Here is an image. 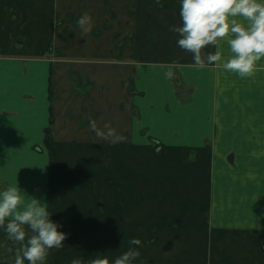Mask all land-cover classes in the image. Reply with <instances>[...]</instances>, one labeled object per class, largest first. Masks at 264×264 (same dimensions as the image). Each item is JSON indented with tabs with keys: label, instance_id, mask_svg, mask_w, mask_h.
Instances as JSON below:
<instances>
[{
	"label": "crops",
	"instance_id": "crops-1",
	"mask_svg": "<svg viewBox=\"0 0 264 264\" xmlns=\"http://www.w3.org/2000/svg\"><path fill=\"white\" fill-rule=\"evenodd\" d=\"M180 7L0 0V187L18 181L68 233L47 264L134 236L137 264H264V58L248 77L197 65L170 30ZM15 247L0 232L5 264Z\"/></svg>",
	"mask_w": 264,
	"mask_h": 264
},
{
	"label": "clouds",
	"instance_id": "clouds-1",
	"mask_svg": "<svg viewBox=\"0 0 264 264\" xmlns=\"http://www.w3.org/2000/svg\"><path fill=\"white\" fill-rule=\"evenodd\" d=\"M182 23L170 26L178 33V45L193 53L197 65L219 63L220 66L241 77L254 75L258 61L264 58V0H179ZM82 33L93 28L91 13L84 12L78 19ZM227 39L231 55L223 58L220 47ZM216 45L215 51L204 49ZM95 127L94 118L91 121ZM48 203L29 195L19 182L0 187V232L16 247L11 264H47L50 251L65 246L68 233L62 225L53 220ZM128 247L112 258L104 252H97L85 262L76 256L70 264H137L141 256L143 241L131 237ZM0 256V264H5Z\"/></svg>",
	"mask_w": 264,
	"mask_h": 264
},
{
	"label": "trees",
	"instance_id": "trees-1",
	"mask_svg": "<svg viewBox=\"0 0 264 264\" xmlns=\"http://www.w3.org/2000/svg\"><path fill=\"white\" fill-rule=\"evenodd\" d=\"M47 142H51L52 138L51 135L49 134V130L47 131Z\"/></svg>",
	"mask_w": 264,
	"mask_h": 264
}]
</instances>
